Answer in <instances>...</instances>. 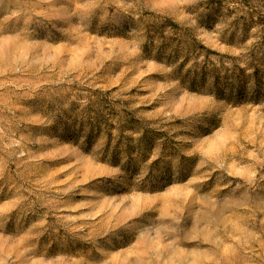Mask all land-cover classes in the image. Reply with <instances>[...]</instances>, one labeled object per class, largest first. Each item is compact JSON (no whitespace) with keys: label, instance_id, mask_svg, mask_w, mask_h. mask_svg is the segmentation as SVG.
Instances as JSON below:
<instances>
[{"label":"rangeland","instance_id":"1","mask_svg":"<svg viewBox=\"0 0 264 264\" xmlns=\"http://www.w3.org/2000/svg\"><path fill=\"white\" fill-rule=\"evenodd\" d=\"M0 264H264V0H0Z\"/></svg>","mask_w":264,"mask_h":264}]
</instances>
